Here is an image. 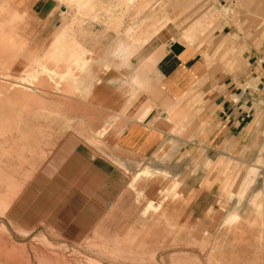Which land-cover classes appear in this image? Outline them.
I'll return each mask as SVG.
<instances>
[{"label": "rangeland", "instance_id": "obj_1", "mask_svg": "<svg viewBox=\"0 0 264 264\" xmlns=\"http://www.w3.org/2000/svg\"><path fill=\"white\" fill-rule=\"evenodd\" d=\"M62 1L42 16L0 0V264H264L253 224L264 208V0L220 7L257 36L250 124L210 145L199 126L147 158L121 154L112 136L121 83L169 21V0ZM69 22L94 58L108 52V72L104 59L58 57L72 47L58 35ZM74 66L100 79L87 101L68 98Z\"/></svg>", "mask_w": 264, "mask_h": 264}, {"label": "crops", "instance_id": "obj_2", "mask_svg": "<svg viewBox=\"0 0 264 264\" xmlns=\"http://www.w3.org/2000/svg\"><path fill=\"white\" fill-rule=\"evenodd\" d=\"M21 1L34 14L50 16L54 10V0H15ZM85 1L69 0L74 9L83 7ZM136 1L124 0L126 5ZM168 3H174L167 5L169 21L151 33L132 57L135 65L121 83L123 90L117 111L121 118L117 119L112 136L121 154L150 157L170 138L196 136L194 131L199 126L202 128L199 137L209 145L215 139L240 137L256 113V34L240 32L231 15L220 11L227 0ZM76 11L80 13L79 9ZM210 11H215V16ZM69 25L70 22L58 29V35L63 41H72V47L63 49L58 57H71L79 62L104 59L107 62L102 65L103 71L108 72L111 67L108 52L94 58L90 42L66 35ZM127 31L130 34L133 29ZM72 74L73 88L68 98L87 101L93 83L100 82L93 75L94 67L74 66ZM82 74L89 76L87 83L82 82ZM59 80L57 90L61 84L65 85V78ZM106 132L103 128L99 135L105 136ZM176 132H180L179 136ZM161 203L150 204L148 209L155 210ZM253 224L264 252V208L261 219Z\"/></svg>", "mask_w": 264, "mask_h": 264}]
</instances>
